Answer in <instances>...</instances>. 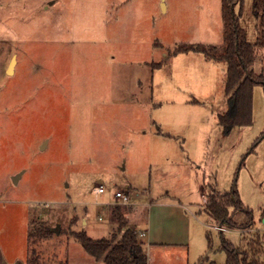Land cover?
<instances>
[{"label": "rangeland", "instance_id": "obj_1", "mask_svg": "<svg viewBox=\"0 0 264 264\" xmlns=\"http://www.w3.org/2000/svg\"><path fill=\"white\" fill-rule=\"evenodd\" d=\"M253 4L243 0L240 21L248 40L258 43L253 67L264 75V16L254 14ZM221 5L0 0V244L6 264H25L32 213L60 225L38 244L47 258L66 249L76 264L84 248L73 231L120 236L111 212L113 203H122L118 190L131 199L129 226L137 233L146 229L147 216L137 215L150 200L174 197L187 204L199 218L188 243L192 262L208 254L209 262L225 263L223 237L241 247L256 237L264 249V232L224 226L222 233L205 213L210 193L234 189L244 208L234 220L264 225L263 84L254 86L252 124L227 134L219 124V114L231 106L227 62L198 51L167 57L182 42L221 49ZM177 232L187 235L183 225Z\"/></svg>", "mask_w": 264, "mask_h": 264}, {"label": "trees", "instance_id": "obj_2", "mask_svg": "<svg viewBox=\"0 0 264 264\" xmlns=\"http://www.w3.org/2000/svg\"><path fill=\"white\" fill-rule=\"evenodd\" d=\"M237 6L240 10L239 14L236 12ZM221 7L224 22V41L221 49L215 45L182 42L167 57L171 54L198 51L208 59L227 62L226 94L230 95L231 106L228 111L219 114V124L228 134L235 126L252 124L253 90L255 84L261 83L264 86V75L257 73L253 67L257 57L258 43L248 40L246 30L240 21L243 0H222ZM253 8L255 15L264 16V0H254ZM242 209H244L243 202L234 189L226 192L213 191L208 195L205 205V213L217 224L231 229L247 228L252 225V222L239 224L234 220V213ZM128 210L129 207L122 204H113L111 207L113 221L118 223L122 232L120 236L112 233L110 237L93 238L85 229H82L73 231L74 241L79 242L89 255L105 264H149L144 241L139 238L137 231L129 226ZM53 232L52 227L34 213L30 215L26 264H69L66 249L62 256L55 254L47 258L38 248V244ZM253 233L260 234V232ZM208 241L211 243L210 235H208ZM222 242V247L227 253L225 263L209 262V256L206 254L198 262L189 264H264V259L262 260L261 257L264 249L257 246L256 237L251 238L243 247L234 246L224 237Z\"/></svg>", "mask_w": 264, "mask_h": 264}, {"label": "crops", "instance_id": "obj_3", "mask_svg": "<svg viewBox=\"0 0 264 264\" xmlns=\"http://www.w3.org/2000/svg\"><path fill=\"white\" fill-rule=\"evenodd\" d=\"M163 6L165 8V4ZM136 211L137 210H135V212ZM189 211L191 210L187 204L174 199V197H166L161 201V203H156V201L150 200L148 202L147 209L144 211L146 214L143 211L139 214L137 213V217H140L141 215H144V217L147 216L146 229L141 230L144 231L145 234L143 236H138L142 241H144V247L148 254L149 264H189L197 262L191 261L188 243L190 241L189 237H191L192 231L198 225L199 218L195 214L192 215V211L191 213H188ZM130 219H132V216H130ZM182 225L186 231V236L177 232L179 229H182ZM164 230H168L169 234L166 235ZM77 252L78 261L76 264H105L103 261L96 260L85 250ZM68 258L73 260V253L70 254V257L68 255ZM71 260L69 259V264H71ZM0 264H6L1 244Z\"/></svg>", "mask_w": 264, "mask_h": 264}, {"label": "built area", "instance_id": "obj_4", "mask_svg": "<svg viewBox=\"0 0 264 264\" xmlns=\"http://www.w3.org/2000/svg\"><path fill=\"white\" fill-rule=\"evenodd\" d=\"M96 190H97L99 193L104 192V191H105V186H104V184H103V183H100V184L97 186ZM116 197L122 199V203H119V204H123V205H129V204H132L129 195H128V194H125V193H124L123 191H121V190L116 191ZM149 204H151V203H149ZM214 227L217 228V229H219V230H221V231L224 230V229H227V228H225L222 224H216ZM239 231H242V232H243V231H247V232H260V233H263V232H264V225L261 226V227H258V228H255L254 226L251 225L250 227L240 229ZM144 234H145L144 231H140V232L138 233V235H140V236H143Z\"/></svg>", "mask_w": 264, "mask_h": 264}, {"label": "water", "instance_id": "obj_5", "mask_svg": "<svg viewBox=\"0 0 264 264\" xmlns=\"http://www.w3.org/2000/svg\"><path fill=\"white\" fill-rule=\"evenodd\" d=\"M13 180H14L15 182H17V181H18V176H14V177H13ZM263 222H264V219H263ZM52 230H53L54 232H56V233H59V232H60V225H57V226H55V227H52Z\"/></svg>", "mask_w": 264, "mask_h": 264}, {"label": "bare ground", "instance_id": "obj_6", "mask_svg": "<svg viewBox=\"0 0 264 264\" xmlns=\"http://www.w3.org/2000/svg\"><path fill=\"white\" fill-rule=\"evenodd\" d=\"M14 63H15V60H14V59L11 60L10 66H9V68H8V71H9V72H12V70H13V68H14Z\"/></svg>", "mask_w": 264, "mask_h": 264}]
</instances>
